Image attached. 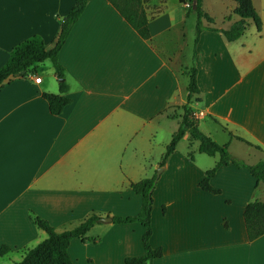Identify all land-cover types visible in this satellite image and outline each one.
I'll use <instances>...</instances> for the list:
<instances>
[{"label":"crops","instance_id":"0c3cea01","mask_svg":"<svg viewBox=\"0 0 264 264\" xmlns=\"http://www.w3.org/2000/svg\"><path fill=\"white\" fill-rule=\"evenodd\" d=\"M252 1L260 31L254 26L228 41L220 31L203 29L193 55L195 0H144L149 38L108 0H88L58 53L71 99L60 113H51L42 95L60 91L51 62L0 86V246L10 247L0 264L20 259L46 236L32 214L58 231L93 212L111 218L71 239L74 264H125L144 252L143 226L112 216L139 211L141 197L130 183L156 174L165 147L154 154L138 132L155 133L170 119L178 126L188 93L183 70L193 63L200 92L190 104L198 127L233 157L264 159V0ZM73 4L0 0V66L31 35L49 45ZM234 6L233 0H202L220 28L236 19ZM190 45L191 64L185 65ZM184 138L185 148L177 149ZM197 145L184 135L156 178L149 240L163 253L150 264H264V233L249 240L242 217L247 202L264 200V181L243 166L222 164L210 178L220 192L203 190L198 183L218 155L203 165ZM248 150L257 160H248ZM219 207L226 212L213 215Z\"/></svg>","mask_w":264,"mask_h":264},{"label":"trees","instance_id":"16d2710c","mask_svg":"<svg viewBox=\"0 0 264 264\" xmlns=\"http://www.w3.org/2000/svg\"><path fill=\"white\" fill-rule=\"evenodd\" d=\"M88 0H74L73 6L63 16L59 29L49 45H46L43 38L34 34L14 45L10 51L8 59L0 66V86L11 81L15 76H22L33 73L35 66L49 60L53 66L54 73L59 79L60 91L58 93L43 92V97L47 100L49 110L53 114H58L64 106L70 102V97L66 94L68 84L65 80L64 67L58 59V53L68 36L72 26L84 10ZM122 17L134 28L142 38H149L148 15L144 7V0H108ZM183 2L190 0H181ZM235 6L233 13L236 19L227 28H220L214 24L213 18L203 9L202 0H195V36L193 41V55L196 54V44L199 33L203 29L217 30L222 32L226 40L233 41L242 36L247 27V19H251L255 29L261 30V17L252 0H233ZM183 72L188 77L186 89L188 91L186 102L181 105L182 114L177 128L172 132L169 142L165 145L158 164L163 166L170 154L174 151L178 141L188 135L191 141H197V149L209 156L218 155L214 165L205 171L204 177L198 185L203 190L211 193H219L220 189L210 184V178L220 165L232 164L234 166L245 167L256 181H264V160L255 163H247L242 159L233 157L227 149L226 144L215 141L209 134L203 132L198 127V120L193 114V107L190 104L193 96L200 92L197 81V68L191 64L184 68ZM155 185V174L150 177H143L132 181L130 186L134 193L141 197L140 209L133 215H113L112 221L116 223H126L137 221L143 226L141 244L144 252L138 256L125 258V264H142L152 262L153 259L162 256V248L152 247L150 236L152 233L151 212L153 207V188ZM33 223L43 229L46 236L34 246L26 249L21 258L11 264H74L68 253V245L75 237L84 238L87 231L102 220L97 213H91L83 218L72 228L58 231L45 218L32 214ZM242 217L246 230V236L253 240L264 233V200L254 199L246 203ZM10 247L2 244L0 246V256L6 254Z\"/></svg>","mask_w":264,"mask_h":264},{"label":"rangeland","instance_id":"374dc122","mask_svg":"<svg viewBox=\"0 0 264 264\" xmlns=\"http://www.w3.org/2000/svg\"><path fill=\"white\" fill-rule=\"evenodd\" d=\"M207 7H208V5H207ZM209 8V7H208ZM247 21H248V27H247V29L249 30V31H251V29H253V27H254V25H253V23H252V21H251V19H247ZM193 22H194V19L193 18H190L189 20H188V22H187V26H186V29H187V33H191V31H192V29H193ZM184 55L186 56L185 58H184V60H183V62H185L184 64L186 65V64H191V45H190V48L189 49H186V51L184 52ZM45 63H49L50 61L49 60H45L44 61ZM41 74H43L42 72H41ZM182 78H184L185 79V77L184 76H182ZM161 125H160V128H159V130H157L155 133H150V132H144V131H142V132H138L139 134H142V133H145V140L148 142V143H150L152 146H153V148H152V151L154 152V154H158L159 152H160V150H163L162 148L163 147H165V145L169 142V140H170V138H171V134L170 133H168L169 132V129L170 128H174V129H176V124H177V122H176V120H165L164 121V123H160ZM202 127H203V125H202ZM204 128V127H203ZM200 129H202V128H200ZM203 131V130H202ZM131 138H133V135H132V137H130V139ZM186 143H187V140L184 138V139H182L180 142H179V144H178V148L177 149H179V147L180 148H185V145H186ZM194 143H197V141H195L194 140ZM163 145V146H162ZM194 147V146H193ZM192 147V148H193ZM227 149H228V147H227ZM228 151H229V149H228ZM249 152V153H248ZM249 154V155H246L247 156V158H248V160H257L256 159V153L254 152V151H251V150H248L247 152H246V154ZM199 156H201L202 158H203V160L202 161H200L201 162V164H203V165H205L206 164V162H208L209 161V163L211 164V162H212V158L209 156V155H207V154H205V153H201ZM198 156V157H199ZM246 158V157H245ZM259 158H261L260 160H264V159H262L263 157L261 156V155H259ZM207 159V160H206ZM259 161V160H258ZM198 163H199V159H198ZM209 166H211V165H209ZM213 166V165H212ZM211 166V167H212ZM157 169V168H156ZM155 185H156V180H155ZM154 185V186H155ZM160 185V184H159ZM158 187V186H157ZM160 187V186H159ZM193 197V196H192ZM198 202V201H197ZM198 204V203H197ZM224 209V208H223ZM222 208H218L217 209V212H213V215H217V216H219L220 214H222V213H225L226 212V210L224 209L223 210ZM195 214H199V212H196ZM203 215H205L204 213H202ZM102 217V216H101ZM103 217H105V216H103ZM102 217V218H103ZM191 219H194L195 218V215L194 214H191V216H189ZM135 222H137V221H135ZM88 232V231H87ZM89 238H91V237H89ZM140 243H141V241H140ZM76 262H78V261H76ZM146 264H150L151 262H145Z\"/></svg>","mask_w":264,"mask_h":264},{"label":"water","instance_id":"95a60500","mask_svg":"<svg viewBox=\"0 0 264 264\" xmlns=\"http://www.w3.org/2000/svg\"><path fill=\"white\" fill-rule=\"evenodd\" d=\"M161 169H162L161 166L157 167V169H156V174H155V180H156V178L158 177L159 172H160ZM102 219L105 220V221H108V220H110L111 218H110L109 216H106V217H103Z\"/></svg>","mask_w":264,"mask_h":264},{"label":"built area","instance_id":"2783aa9c","mask_svg":"<svg viewBox=\"0 0 264 264\" xmlns=\"http://www.w3.org/2000/svg\"><path fill=\"white\" fill-rule=\"evenodd\" d=\"M34 81L35 82H40L41 81V76L40 75H37L34 77Z\"/></svg>","mask_w":264,"mask_h":264}]
</instances>
